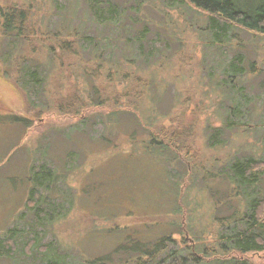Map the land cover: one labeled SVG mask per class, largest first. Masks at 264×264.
Returning a JSON list of instances; mask_svg holds the SVG:
<instances>
[{
  "label": "rangeland",
  "instance_id": "obj_1",
  "mask_svg": "<svg viewBox=\"0 0 264 264\" xmlns=\"http://www.w3.org/2000/svg\"><path fill=\"white\" fill-rule=\"evenodd\" d=\"M101 1L102 7L114 4L127 13L106 27L95 22L89 0H0L1 22V9L19 6L28 12L26 41L6 34L3 23L0 28V238L11 235L16 240L14 254L0 247V264L47 259L92 264V258L107 254L111 264H134L132 258L169 233L175 240L151 264L161 259L170 264L175 258L179 264H190L192 254L205 256L200 249L217 246L220 233L229 228L218 218L230 213L225 206L228 194L233 206L238 202L229 181L231 162L252 155L264 159V120L258 131L251 121L260 118H249L250 109L244 107L241 116L233 118L242 129L234 124L229 128L226 119L238 104H232L234 112L230 104L223 111L226 105L221 101L231 94L224 71L242 51L245 64L257 59L258 64L250 65L246 89L262 104L264 117V34L234 28L219 46L204 29L206 14L185 0ZM70 18L73 27L78 25L88 36L100 32L114 39L105 55L107 67L95 77L105 88L102 104L87 100L84 87H91L92 81L86 82L77 71L83 66L91 71L97 66L94 60L63 55L54 70L46 66V46L51 42L45 30L54 32ZM122 23L131 26L128 33L121 30ZM146 27L149 45L140 54L138 70L152 80L154 89H162L164 97L156 101L148 92L138 100V110L127 107L126 98L125 105L117 107L116 91L127 80L121 83V76L110 77L107 71L119 72L117 67L127 62L121 47ZM142 56L149 57V65ZM18 67L19 73L37 68L41 76L53 70L46 80L48 95H31L44 105L49 97L43 113L27 109L22 90L11 78ZM244 73L249 74L248 69ZM213 88L220 89L219 98ZM78 92L86 104L77 105L82 106L80 112L54 106L57 96ZM15 116L30 119V126ZM41 177L48 184L37 185L41 205L35 210L27 200ZM257 188L264 196V177ZM216 254L210 258L242 257L264 264L263 251L240 254L229 249Z\"/></svg>",
  "mask_w": 264,
  "mask_h": 264
},
{
  "label": "trees",
  "instance_id": "obj_2",
  "mask_svg": "<svg viewBox=\"0 0 264 264\" xmlns=\"http://www.w3.org/2000/svg\"><path fill=\"white\" fill-rule=\"evenodd\" d=\"M185 1L188 2L187 4L190 7L195 8L199 13L203 15L206 14V23L204 29L206 32L210 33V41L213 44H217L219 46L223 44L224 39L230 35L234 28L264 34V0ZM89 2V9L92 11L91 13L94 16L95 22L102 26L107 27L110 26V22L115 23L116 21H120L121 17L125 16L124 14L127 13L125 8L119 10L118 6H115L114 4H109V6L102 7L101 0H89ZM1 11L4 12L2 17L4 21H0V28L1 23H3V29L6 34L13 36L16 39L22 38L26 41L27 31L25 28V23L28 19L27 10L23 7L11 6L6 10L1 9ZM64 20L67 21L62 23V26L54 32H51L50 29L45 30L46 32L44 36L51 42L50 45L46 46V66L48 68L51 67L54 70L58 65L57 63L60 61V56L63 55H72L75 58H81L82 60H94L97 63V66L92 67L91 71L86 66H83L82 70L78 68L77 71L80 73V77L86 82L92 81L91 87H84V90L87 89V92L89 93L87 100L90 99L93 104H102L104 102L103 99L106 97V95L103 96V89L105 88L102 89V87L95 82V77H98L100 68L107 67L104 63L105 61L109 60L105 55L107 48L111 46L114 39L102 37L103 35L100 32L88 36L87 32H82L78 25L73 27L71 21L72 18ZM121 25V30L123 32L128 33V31L131 30V26L129 24L122 23ZM118 27H120V25H118ZM148 31L149 28L146 27L142 30H136L134 37L129 36L126 39L123 47H121V51L124 53H122L123 62H127L121 63L117 67L119 72L115 73V71L111 69L107 71V74L110 77H112L114 74L121 76V83H123V80H127L122 88L116 91L114 99L117 102V107L125 105L123 104L124 102L122 100L126 98L128 100L127 107L132 108L133 110H138V100L145 97L144 95L146 94L149 95L148 92H150L149 98L155 99L156 101H161L164 97L162 89H160V87H155L154 89V87L151 86L153 84L152 80L142 76L141 72L138 70V66L140 65L138 62L140 54H143L145 51L144 46L149 45V42H147ZM32 32H34V30H32ZM72 36H74V38H72ZM169 40L171 41V39ZM169 40L166 41L167 45ZM226 44L228 46L230 45L229 42H226L225 45ZM240 46L242 47V44H240ZM152 47L157 48L154 45H150V49ZM153 52L155 51H148V53ZM86 54L89 55V58L86 57ZM142 59H144L143 63L146 61L147 65H149V57L142 56ZM256 60L257 59L248 61V65L245 64L244 54L242 51H239L234 55L226 70L224 71V75L227 76L225 81L227 84L229 83L228 88L231 90V94L221 99V101L226 105L225 107H222V110L224 111L225 108L230 104L228 108L230 112H234L232 104H238V107L233 104L234 109L236 110L230 119L225 118L228 123L227 127L229 128H231L235 123L233 122V118L238 117V115L241 116V109L246 107L248 110L250 109L247 112L249 118L252 116V114L257 115L260 118V120H258L256 123L252 121L251 123H254L258 127V131L259 129H263V126L260 125L261 120H264L263 113L261 112L262 104H259L258 101H254L256 100V96H251L248 89H246V82H248L250 76H252L250 72V65L258 64ZM23 61L29 60L26 59ZM21 63L24 62L21 61ZM125 65L126 67L129 66L128 69H132L133 65H135L137 69L127 70V68L124 67ZM108 66L112 67L111 65ZM247 69L249 74L244 73V71ZM17 70L18 74H15V76L13 75L11 78L15 80V83L22 90L27 109L31 112L33 111L35 113H43L46 111V106L50 105L49 97H47V105H44V103L38 104L31 95L34 94L35 97L39 96L41 98L44 95H48V83L46 84V80H48V75L53 70L48 72L46 76H41L42 74L37 68L25 69L22 71V73H19V67ZM260 70L256 71L259 72ZM52 77L54 79V75H52ZM235 80H237L238 83H235ZM219 90L220 89L218 88H213L217 98H219L217 95ZM221 93L223 95L222 90ZM226 100L228 103L225 102ZM80 102L85 104V98L83 100L80 92L74 93V95L68 98L66 95L62 98V95H60L54 98L53 101L54 106L67 113L80 112L82 106H77ZM15 118L25 122L29 126L31 124V120L26 117L15 116ZM234 126L242 129V127L239 125L237 126V124H234ZM244 129H247L246 126H244ZM161 143L162 141L158 144ZM240 147L242 148L243 146ZM33 171L35 174L34 176L39 173L37 169ZM229 171L231 174L229 181H231L233 184L232 196L236 195L238 202L233 206L234 203L231 202L229 198L231 194H228L225 206H229L227 207V210H229L230 213L226 216L222 215L221 218H218L221 224L225 223V226L229 225V228H227L224 233H220L218 238L219 243L217 246L211 247L206 244L204 245V250L203 248L200 249L201 252L206 253L205 256L199 258V256L196 254H192V262L190 264H253L248 259L242 257L223 259L218 258L217 256L210 258V255L213 253L216 254L219 251H223L225 253V251L229 249L238 251L240 254L252 251L264 252V196L258 195L259 190L257 188L260 186V182L264 177V159L262 160L255 157L254 155L248 156L246 158H236L231 162ZM39 184L45 186L48 184V182L43 177L39 178L36 186L31 188V192L27 200V206L29 208L34 207L35 210H37L38 206L41 205V191L37 187ZM239 204H242L243 208H241ZM232 223H234V226L230 227ZM174 240L175 239L171 233L161 236L156 242L153 243V245H151V248H145L143 250L144 254L139 255L136 258H132L131 262L134 264H151V262L156 258L158 252ZM33 244L34 242L30 244L29 247H32ZM3 246H6L8 251L10 250V254H14L15 250L13 249H16L15 238L11 235L0 238V247ZM208 252L211 254H208ZM110 258L111 256L107 254L98 258H92L90 262L92 264H111L109 262ZM126 263L129 264L127 261ZM179 263V260L175 258L170 264ZM38 264L64 263L58 259H47ZM112 264L118 263L112 262ZM156 264H166V260L161 259Z\"/></svg>",
  "mask_w": 264,
  "mask_h": 264
}]
</instances>
